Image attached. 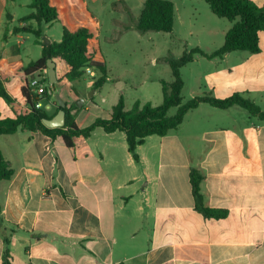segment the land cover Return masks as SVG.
<instances>
[{"label":"crops","instance_id":"1","mask_svg":"<svg viewBox=\"0 0 264 264\" xmlns=\"http://www.w3.org/2000/svg\"><path fill=\"white\" fill-rule=\"evenodd\" d=\"M106 1L49 3L63 22L67 14L108 11ZM116 1L125 7L126 0L113 4ZM182 1L186 6L191 0ZM251 1L264 7V0ZM30 3L0 0V75L14 99L8 104L0 97L2 118L29 111L22 94L24 68L41 58L42 46L35 39L32 47H26V33L13 31L36 28L35 21H22ZM189 14L200 13L194 9ZM50 25L45 26V35L55 42L48 35ZM93 26L99 30L95 16ZM81 27L86 26L68 29ZM231 27L232 23L223 26L220 32L209 27L206 32L224 43ZM88 29L90 44L96 33ZM222 45L195 48L211 55ZM259 48L258 53L235 51L212 59L195 55L181 70L183 91L188 85L189 100L202 94L226 99L238 93L263 108L264 31L259 34ZM59 61H55L57 84L68 81L69 71L68 66L60 76ZM47 74L48 70L41 75ZM56 93L54 86L53 97L42 105L53 117ZM59 95L67 106L82 98L75 90ZM121 97L130 110L126 95L103 114L94 106L85 107L83 101L74 112L77 125L85 128L97 119L110 118ZM154 100L137 99L134 104L159 106L162 93ZM74 142L69 148L62 138L53 141L41 132L23 130L0 136V150L15 172L10 181L0 180L2 215L16 230H6L11 233V264H264V120L239 106L222 110L201 104L186 114L176 131L147 137L137 149L139 161L129 152L124 132L97 128L91 137ZM195 170L204 176L205 206L227 211L226 218H207L198 209L191 179ZM3 252L0 231V264H4Z\"/></svg>","mask_w":264,"mask_h":264},{"label":"trees","instance_id":"2","mask_svg":"<svg viewBox=\"0 0 264 264\" xmlns=\"http://www.w3.org/2000/svg\"><path fill=\"white\" fill-rule=\"evenodd\" d=\"M212 13L220 19H226L232 23V27L225 35L224 43L221 48L211 55L205 54L199 48H194L186 52L179 60H171L170 65L174 80L167 82L161 80L163 102L159 106L152 105L151 102L142 104L135 102L132 109H125L124 97H121L116 105L113 106L111 116L108 119H97L91 125L80 128L75 121V111L79 108L76 104L66 107V123L63 127L48 128L44 125V119H51L42 107L37 104L48 103L53 97V87L49 76L44 80L47 84L46 92L38 96L29 86L31 79L36 74H41L48 70L47 61L52 59L64 61L69 66V71L65 78L69 82L80 81L86 74L87 69H91L100 77L93 83V89H100L109 77L108 69L105 64L95 62L89 54V41L92 33L86 27H81L71 31L63 27L61 41H47L45 26L59 23V15L56 8L52 7L49 0H31L29 8L32 13L25 16L22 21H35L36 28L26 26L14 29V33H31L35 36L36 42L42 46V56L37 61L30 62L25 68V84L22 88L23 98L29 111L18 115L16 118H2L0 113V136L12 135L19 130L29 132H41L53 139L62 138L66 146H75L74 140L79 137L89 138L97 128H102L107 133L124 132L127 136L129 152L136 161H139L137 149L149 136H166L176 131L182 124L186 114L196 109L201 104H208L212 107L227 110L233 106H239L247 110L252 116L264 120V107H260L251 99L242 94H234L226 99H217L210 94H202L184 102L183 89L184 80L181 70L191 63L194 56L200 54L209 59L224 57L226 54L235 51H247L249 53L259 52V34L264 31V7H259L251 0H204ZM133 28L144 35L149 32L171 33L175 23V5L169 0H145L143 9L138 20L132 18ZM6 36H4V39ZM2 53L0 52V60ZM0 97L8 104H12L14 99L8 93L5 82L0 75ZM56 112L60 110L57 100H55ZM176 108L177 112L169 116V112ZM15 172L5 160L0 150V180L10 181ZM193 192L197 201L198 209L207 218L224 219L227 217L225 210H213L205 206L204 197L201 194V183L204 176L199 171H194L191 175ZM2 229L4 231H2ZM13 233L16 230L5 221L2 215L0 204V231L4 241L3 263L11 264L12 254L10 251L11 233L6 234V230Z\"/></svg>","mask_w":264,"mask_h":264},{"label":"rangeland","instance_id":"3","mask_svg":"<svg viewBox=\"0 0 264 264\" xmlns=\"http://www.w3.org/2000/svg\"><path fill=\"white\" fill-rule=\"evenodd\" d=\"M144 1L126 0V5L123 7L122 3L116 1L113 4V0H107L104 6L108 11H97L95 14H67L63 22L50 25L48 35L55 42L61 40L63 27L92 28L96 34L89 44V53L96 61L107 64L111 78L102 88L95 91L93 83L100 76L96 74L95 77H91L87 73L80 81L56 83V94L67 96L75 90L82 97L76 100L75 104L83 100L85 107L94 106L96 112L100 114H103L121 95H126L129 109L133 107L137 99L155 101L158 94L162 93L160 81L172 82L174 80L171 60L181 59L186 52H190L197 45L215 49L223 44V40L217 37L209 38L206 30L214 27L217 32H220L223 26H231L228 20L215 16L209 4L204 0H191L186 6L182 0H169L175 5L173 31L171 33L149 32L142 35L130 27L132 18L138 20L140 17ZM191 4H193L192 8L189 7ZM113 6H118L119 9L116 7L114 11ZM194 9L200 14L191 16L189 12ZM32 12V9L26 8L22 14ZM92 16H95L99 23V30L93 26ZM15 25L18 26L19 23L16 22ZM23 35L27 41L26 47H32L35 36L27 33ZM67 70L68 65L59 61L60 76ZM187 72L184 71L185 76H188ZM189 93L187 85L182 93L185 98L184 102L189 100V95H191ZM105 99L106 102H104ZM176 112V108L172 109L169 116L175 115Z\"/></svg>","mask_w":264,"mask_h":264},{"label":"water","instance_id":"4","mask_svg":"<svg viewBox=\"0 0 264 264\" xmlns=\"http://www.w3.org/2000/svg\"><path fill=\"white\" fill-rule=\"evenodd\" d=\"M47 67H48V76L50 79L51 84H56L57 82V74H56V63L52 59H48L47 61ZM56 100L58 102V105L60 106V110L58 113L51 119H44L43 123L48 128H59L63 127L66 123V103L61 98L59 94L56 95ZM83 100H79V102L76 104L78 108L82 107Z\"/></svg>","mask_w":264,"mask_h":264},{"label":"built area","instance_id":"5","mask_svg":"<svg viewBox=\"0 0 264 264\" xmlns=\"http://www.w3.org/2000/svg\"><path fill=\"white\" fill-rule=\"evenodd\" d=\"M45 73H47V70H44ZM87 73L90 74V76H95V72L91 69H87ZM42 74V73H41ZM41 74H38L36 77L30 80L29 86L33 90L35 94L38 96L43 95L47 90V84L44 82L45 77ZM37 107H42V104H37Z\"/></svg>","mask_w":264,"mask_h":264}]
</instances>
